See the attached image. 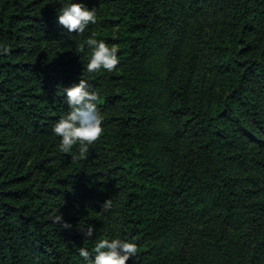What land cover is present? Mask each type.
Here are the masks:
<instances>
[{"label":"trees","instance_id":"obj_1","mask_svg":"<svg viewBox=\"0 0 264 264\" xmlns=\"http://www.w3.org/2000/svg\"><path fill=\"white\" fill-rule=\"evenodd\" d=\"M106 1L108 16L68 35L61 0H0V264H83L77 248L106 236L135 240L128 264H264V0ZM93 32L120 58L103 89L79 51ZM79 79L104 117L84 156L51 131L61 86ZM182 226L199 229L186 254ZM229 226L249 243L228 250Z\"/></svg>","mask_w":264,"mask_h":264},{"label":"clouds","instance_id":"obj_2","mask_svg":"<svg viewBox=\"0 0 264 264\" xmlns=\"http://www.w3.org/2000/svg\"><path fill=\"white\" fill-rule=\"evenodd\" d=\"M98 21L96 7L89 8L82 0H63L61 6L56 9V23L62 27L68 35L82 34L90 25ZM87 50L89 58L83 65V70L88 73L105 71L111 73L117 70L120 64L117 48L109 46L108 41L98 38L96 33L87 36L84 45L79 49L81 53ZM8 47L0 46V55H7ZM68 111L52 125V133L59 138L58 147L61 152L71 153L73 146L77 145L80 156H84L92 145L103 133L104 117L98 108L99 93L89 81L79 79L67 86H61ZM112 200L103 201L101 210H110ZM54 222L61 224L63 228H71L72 225L57 214ZM84 239L92 240L97 235V228L93 224L79 230ZM78 255L83 264H128L135 260L137 243L134 239H125L120 236H106L97 240L92 248L80 246Z\"/></svg>","mask_w":264,"mask_h":264},{"label":"rangeland","instance_id":"obj_3","mask_svg":"<svg viewBox=\"0 0 264 264\" xmlns=\"http://www.w3.org/2000/svg\"><path fill=\"white\" fill-rule=\"evenodd\" d=\"M86 1V0H85ZM63 3V0L56 6V9H58L61 4ZM85 4H88V2H85ZM108 5V2L106 0H94V7H96L97 12L99 13L103 19L108 16V13H104L106 6ZM101 7V8H99ZM98 14V15H99ZM216 9H211L203 15V18L206 20L207 27L209 31L214 34L215 32V21L218 19ZM199 63L200 67L203 68L204 71L211 74L210 72L211 67L213 66V60L212 57L208 53H199ZM111 73L105 72V71H99V76L101 80V86L100 89L105 88L106 82L109 79ZM109 81V80H108ZM194 226V225H193ZM191 227L182 226L180 230L178 231V237H177V246L186 254L192 246L195 245L194 238L199 237V229L197 227H194L192 230H190ZM222 233H224L225 236V247L228 250L235 251L237 247H242L246 245V243H249L250 235L252 234L251 229L247 227H240V228H232L231 226L224 228L222 230Z\"/></svg>","mask_w":264,"mask_h":264}]
</instances>
